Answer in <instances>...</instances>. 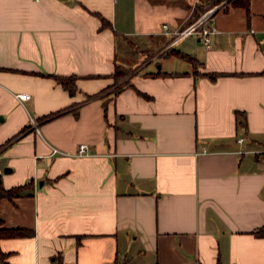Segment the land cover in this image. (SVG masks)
<instances>
[{
    "label": "crops",
    "instance_id": "0c3cea01",
    "mask_svg": "<svg viewBox=\"0 0 264 264\" xmlns=\"http://www.w3.org/2000/svg\"><path fill=\"white\" fill-rule=\"evenodd\" d=\"M195 2L0 0V176L33 184L1 226L35 230L9 264H264V0L172 44Z\"/></svg>",
    "mask_w": 264,
    "mask_h": 264
},
{
    "label": "trees",
    "instance_id": "16d2710c",
    "mask_svg": "<svg viewBox=\"0 0 264 264\" xmlns=\"http://www.w3.org/2000/svg\"><path fill=\"white\" fill-rule=\"evenodd\" d=\"M252 0H200L198 1L195 9H194V17L191 21L194 22L196 19H198L203 13H205L208 9L221 4L223 5L231 4L236 7H243L246 10L250 9ZM103 26L104 25H111V23L104 17H102ZM166 54L169 55H176L182 58H186L190 60L191 62L195 63L196 65L199 63V60L188 53H185L177 48H171L166 52ZM199 73V70L196 71ZM130 71H124L117 69L114 73V76L116 78V81L123 80V82L117 86L115 94H118L122 89L125 87L133 86L134 84L126 79L125 77L128 76ZM203 75L209 76L211 79H216L220 72H214V71H206L201 72ZM52 75V74H50ZM55 77L65 89L69 90L70 93H75L77 91V75H69V76H60V75H52ZM140 93L144 96H149L148 94L141 92ZM240 125L245 126L246 123L244 122L243 118L240 120ZM33 189L32 182H27L24 184L12 186V187H6L3 184L2 178L0 176V202L3 198H9L13 199L16 196H19L23 194L26 190ZM2 220L0 219V264H9V257L11 255V252H7L2 248L1 241L4 238H15V237H26V236H34L35 230L27 227L22 226H16V227H8V226H1ZM255 233L259 236H264V226H261L259 229L255 231Z\"/></svg>",
    "mask_w": 264,
    "mask_h": 264
},
{
    "label": "built area",
    "instance_id": "2783aa9c",
    "mask_svg": "<svg viewBox=\"0 0 264 264\" xmlns=\"http://www.w3.org/2000/svg\"><path fill=\"white\" fill-rule=\"evenodd\" d=\"M219 5H216L209 10H207L205 13H203L198 19H196L194 22L190 23L188 26H186L184 29L180 30L177 32L176 39L172 42H176L180 38H184L188 35L191 34H196L200 37V39L203 40V42L207 45L210 46L211 42V34L215 33L218 31L217 27L215 26V21H214V13L217 10ZM165 28L167 27L166 24L163 25ZM17 97L23 101L26 100L30 97V94L24 92V93H18ZM34 123V122H33ZM244 140V137H240L239 141L242 142ZM79 154H90L88 144L82 143L79 146ZM260 154L264 156V149H261L259 151Z\"/></svg>",
    "mask_w": 264,
    "mask_h": 264
},
{
    "label": "rangeland",
    "instance_id": "374dc122",
    "mask_svg": "<svg viewBox=\"0 0 264 264\" xmlns=\"http://www.w3.org/2000/svg\"><path fill=\"white\" fill-rule=\"evenodd\" d=\"M167 1H169V0H167ZM198 1H200V0H196V2H195V6H194V9H195V7H196V5H197V3H198ZM209 10V9H208ZM190 36H192L191 38H197L198 36L197 35H195V34H191ZM177 49H179L178 47H177ZM149 55H151V53H147V52H139V55H138V60L135 62V63H137V64H132L131 65V67H129V68H127L128 69V71H130V73H134L135 72V69H136V67H138L139 65H141L142 63H143V61H145V59H147V57H149ZM164 57V55H161L159 58H158V60L160 61V59H162ZM132 63H134V62H132ZM160 63H158V65H159ZM122 264H124V262H122Z\"/></svg>",
    "mask_w": 264,
    "mask_h": 264
},
{
    "label": "water",
    "instance_id": "95a60500",
    "mask_svg": "<svg viewBox=\"0 0 264 264\" xmlns=\"http://www.w3.org/2000/svg\"><path fill=\"white\" fill-rule=\"evenodd\" d=\"M6 170H7V168H6ZM41 184H43V182H41Z\"/></svg>",
    "mask_w": 264,
    "mask_h": 264
}]
</instances>
